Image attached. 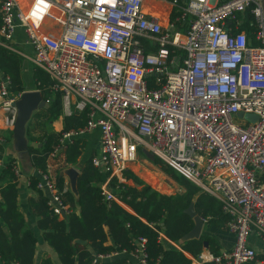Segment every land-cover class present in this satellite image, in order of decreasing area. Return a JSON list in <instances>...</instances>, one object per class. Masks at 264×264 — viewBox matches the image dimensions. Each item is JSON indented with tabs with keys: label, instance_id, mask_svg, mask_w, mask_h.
I'll return each mask as SVG.
<instances>
[{
	"label": "built area",
	"instance_id": "obj_1",
	"mask_svg": "<svg viewBox=\"0 0 264 264\" xmlns=\"http://www.w3.org/2000/svg\"><path fill=\"white\" fill-rule=\"evenodd\" d=\"M168 3L176 16L163 27L142 0H29L24 10L0 0V46L48 76L64 115L85 111L84 125L62 131L60 145L98 130L90 162L107 175L99 186L104 202L116 198L109 177L123 181L137 149L147 150L213 196L226 216L231 247L199 253L192 264H258L246 238H264V0ZM246 10L251 38L238 30ZM16 28L30 55L15 49ZM8 85L0 74L2 122L12 129L19 95L9 96ZM34 172L49 211L68 216L65 188L47 169ZM143 242L137 238L133 252L96 254L91 264L120 254L147 264Z\"/></svg>",
	"mask_w": 264,
	"mask_h": 264
},
{
	"label": "trees",
	"instance_id": "obj_2",
	"mask_svg": "<svg viewBox=\"0 0 264 264\" xmlns=\"http://www.w3.org/2000/svg\"><path fill=\"white\" fill-rule=\"evenodd\" d=\"M146 2L149 3L147 0ZM242 15L243 21L238 30L251 38L254 31L252 17L248 10ZM175 16L176 10L172 9L168 22H172ZM236 17L241 16L238 14ZM21 62V57L0 46V74L9 79V96H17L25 91L20 75ZM31 78L33 89L45 103L31 113L24 125L29 164L34 170H45L49 154L58 148L52 160L59 163L60 167L73 165L82 149L81 140L73 139L61 146L59 138L62 131L84 125L85 111L73 110L70 115L62 116L61 95L52 90L53 83L48 76L42 70L32 67ZM59 116H62L63 121L61 132L53 131L50 123ZM9 138L1 136L0 159L3 143ZM13 162L12 157L8 158L0 169V261L2 264H32L35 237L17 209V176L12 170ZM152 163L159 165L160 170L182 187L183 191L169 195L158 193L142 184L128 170L123 172L124 178L131 179L134 186L109 177L108 189L132 212H128L114 200L103 201L99 184L107 175L91 165L90 157L77 164L76 196L73 197L67 190L61 194L64 202L71 207V213L65 220H57L49 211L46 198L40 191L37 192V198L30 200L37 217L36 227L41 231L43 241L55 253L58 264H91L96 254L113 250L133 252L137 238L144 239L143 253L147 264H191L182 251L195 257L202 249L203 240L211 243L203 236L183 239L192 227L191 218L183 210L192 203L193 210L201 219L213 224H225L226 216L222 214L219 202L166 167L156 157ZM52 177L56 187L62 190V178L58 175ZM36 181L37 176L34 174L28 177L29 187L35 188ZM159 234L177 247L167 245ZM77 239L84 243L76 242ZM127 262L125 254H120L94 264ZM38 264L52 263L48 256H44Z\"/></svg>",
	"mask_w": 264,
	"mask_h": 264
},
{
	"label": "crops",
	"instance_id": "obj_3",
	"mask_svg": "<svg viewBox=\"0 0 264 264\" xmlns=\"http://www.w3.org/2000/svg\"><path fill=\"white\" fill-rule=\"evenodd\" d=\"M147 1L149 3H147L146 0H142L141 7H142L143 12L147 16L156 18L161 26L163 27L166 26V24L168 23L169 15L172 11L171 6L168 3V0H147ZM17 2H18L19 7H21L24 10L28 5L29 0H17ZM12 41L14 43L15 49L18 52L24 55H30V49L24 41V35L20 28H16L14 30ZM21 59H22V62H21V67H20V75H21V81L23 83L24 90H25L24 92H37L36 90L33 89V81L31 78V71H32L33 66L28 61L23 59L22 57ZM2 115L3 113L0 110V138L1 136H6V137L9 136L10 138L8 141H4L3 143V151H2L1 159H0V169L2 168L3 164L5 163V161H7L8 158L12 157L14 159V163L16 164V168H17V174H16L17 178H16V183H15V187L17 190V198H16L17 199V209L23 216L26 227L29 230H31V232L33 233L35 237V251H34V255L32 259V264H38L39 260L42 259L44 256H48L52 264H58L55 253L49 247V245L43 241L41 231L36 227L37 217L34 215L33 208L30 204V200H34L37 198V195H38L37 192L39 190L35 188H31L28 185V177L32 176L33 174L36 176V174L34 172V169L29 164V161L26 156L25 137H24V140L22 141L15 139L12 133V129L6 128L3 125ZM61 115L68 116V115H64L63 113ZM62 116H59L56 120L50 123L51 129L53 131L61 132L62 123H63ZM98 137H99L98 130L95 129L89 132H85L82 135L74 136L73 138H71V140L80 139L82 142L81 152L79 156L77 157L75 164L73 165L68 164V165L60 167L58 166L59 163H56L55 160L54 161L52 160L53 157L56 155L58 149L54 152L53 157L48 156L46 169L49 171L51 176L53 175L54 177H56V175H58L62 178V184H63L62 186L65 188V190L70 192V194L73 197L76 196L75 177L78 174L77 164H80L82 161H84L88 157L91 158L94 154H96L97 148H98ZM65 143H63L61 146H63ZM149 163L153 164L152 161L144 157L139 162L138 160H136L135 162L129 164L127 167V170L130 173H132L134 176H138L139 172L143 170L151 171V166H150L151 164ZM69 169H73L76 172L75 177L70 176L68 172ZM150 178L154 179L153 177H150ZM106 179H107L106 176H104L100 184L103 183ZM141 181H142V184L147 185L151 190L156 191L158 193L167 194V195L174 194L172 192L165 193L163 191V188H160L161 182L158 181L157 179L154 185L151 184V182L147 181L145 176L143 177V180ZM121 182H124L127 185L134 186V183L132 182L131 179L124 178V180ZM107 184H108V181H107ZM136 187H140V186L136 185ZM179 191L181 193L183 191V188L181 187ZM40 193L42 194V196L45 197V194L42 191H40ZM114 201L117 204H119L121 207H123L125 210H127L128 212H132L128 206L123 204L121 201H118L117 198H115ZM65 203L69 206L67 202ZM55 217L57 220H65L67 218V216L65 218H60L57 216ZM202 220H203V223H202L198 238L200 236H203L207 238L211 243H207V241L205 240L207 245L205 248L202 247L200 253L203 252V253H209L212 255H216L220 250L229 249L232 245L233 237L227 231L226 225L223 224L222 222H220V225H218V224L206 222L204 219ZM159 237L160 239L162 238L163 241H166L167 245H170V246L172 245L174 247H177L176 244L167 240L162 234H160ZM183 239H188V238L184 237ZM246 243L255 252L254 260L258 264H264V238H260L254 232H251L246 238ZM182 253L188 259L192 258V256L188 253L184 251H182ZM125 257L129 261L126 264H140L138 260L132 256L125 254ZM0 264H2L1 261H0ZM191 264H192V261H191ZM205 264H214V263L206 262Z\"/></svg>",
	"mask_w": 264,
	"mask_h": 264
},
{
	"label": "water",
	"instance_id": "obj_4",
	"mask_svg": "<svg viewBox=\"0 0 264 264\" xmlns=\"http://www.w3.org/2000/svg\"><path fill=\"white\" fill-rule=\"evenodd\" d=\"M44 101L40 99L37 92H23L20 94L19 98L15 101L16 107V117L12 127V133L15 139L22 141L24 140V125L31 113L42 106H44ZM238 116H241L238 113ZM250 120H255L254 115L244 116ZM141 154L150 161H153V155L147 150H140ZM69 174L71 177H75L76 172L73 169H69ZM183 212L187 214L192 220L191 229L185 234V238H198L203 220L195 213L192 204H189ZM76 242L83 244L84 241L77 239ZM207 243L205 240L202 241V247H206Z\"/></svg>",
	"mask_w": 264,
	"mask_h": 264
},
{
	"label": "rangeland",
	"instance_id": "obj_5",
	"mask_svg": "<svg viewBox=\"0 0 264 264\" xmlns=\"http://www.w3.org/2000/svg\"><path fill=\"white\" fill-rule=\"evenodd\" d=\"M144 156L141 154L140 149H137V160L138 162L143 159ZM151 164V163H149ZM148 164V166H149ZM151 171L143 170L139 172V175L136 176L137 178L143 180V177L145 176L146 180L151 182V184L154 185L156 182V179L161 182L160 188H163V191L165 193L172 192V193H180L181 187L168 175H166L163 171L160 170L159 165L151 164ZM150 177H153L154 179H151ZM156 178V179H155Z\"/></svg>",
	"mask_w": 264,
	"mask_h": 264
},
{
	"label": "bare ground",
	"instance_id": "obj_6",
	"mask_svg": "<svg viewBox=\"0 0 264 264\" xmlns=\"http://www.w3.org/2000/svg\"><path fill=\"white\" fill-rule=\"evenodd\" d=\"M138 168V167H137ZM135 171V170H134Z\"/></svg>",
	"mask_w": 264,
	"mask_h": 264
}]
</instances>
